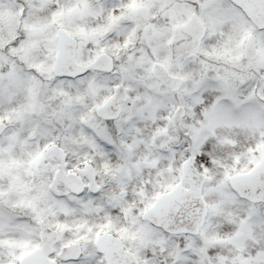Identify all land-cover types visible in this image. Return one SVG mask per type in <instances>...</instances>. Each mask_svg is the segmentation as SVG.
Here are the masks:
<instances>
[{
	"label": "clouds",
	"instance_id": "1",
	"mask_svg": "<svg viewBox=\"0 0 264 264\" xmlns=\"http://www.w3.org/2000/svg\"><path fill=\"white\" fill-rule=\"evenodd\" d=\"M0 264H264V0H0Z\"/></svg>",
	"mask_w": 264,
	"mask_h": 264
}]
</instances>
